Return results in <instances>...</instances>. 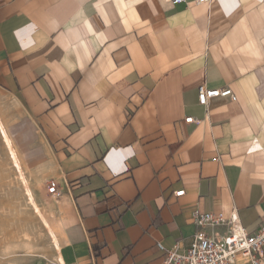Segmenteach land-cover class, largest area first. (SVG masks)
<instances>
[{
  "label": "crops",
  "instance_id": "0c3cea01",
  "mask_svg": "<svg viewBox=\"0 0 264 264\" xmlns=\"http://www.w3.org/2000/svg\"><path fill=\"white\" fill-rule=\"evenodd\" d=\"M173 1L0 0V126L64 264H162L225 233L194 214L264 221V0ZM201 85L235 100L201 106Z\"/></svg>",
  "mask_w": 264,
  "mask_h": 264
},
{
  "label": "rangeland",
  "instance_id": "374dc122",
  "mask_svg": "<svg viewBox=\"0 0 264 264\" xmlns=\"http://www.w3.org/2000/svg\"><path fill=\"white\" fill-rule=\"evenodd\" d=\"M0 134L6 159L0 161V264H63L56 249L55 236L58 238L60 231L57 205L25 176L19 160L21 173L18 171L1 126ZM27 193L32 194L53 235L35 213Z\"/></svg>",
  "mask_w": 264,
  "mask_h": 264
},
{
  "label": "built area",
  "instance_id": "2783aa9c",
  "mask_svg": "<svg viewBox=\"0 0 264 264\" xmlns=\"http://www.w3.org/2000/svg\"><path fill=\"white\" fill-rule=\"evenodd\" d=\"M209 0H199V3ZM185 3V0H174L173 4ZM198 103L207 107L213 98L229 97L235 100L229 88L207 90L204 85L198 86ZM185 123H198L193 118H186ZM261 150L257 144H252L247 153ZM47 192L57 195V184L48 182ZM184 191H178L176 196H182ZM196 227L225 228L223 235L208 236L197 232L191 239L189 247L182 251L177 246L165 250L162 264H264V221L260 228L252 234L247 233L239 223L235 211L225 218L220 213L194 214ZM158 248L163 249L161 244Z\"/></svg>",
  "mask_w": 264,
  "mask_h": 264
},
{
  "label": "bare ground",
  "instance_id": "6f19581e",
  "mask_svg": "<svg viewBox=\"0 0 264 264\" xmlns=\"http://www.w3.org/2000/svg\"><path fill=\"white\" fill-rule=\"evenodd\" d=\"M4 139H5V142H6L7 144H9V146L11 147L10 142H9V139L6 137L5 134H4ZM11 150H12V158H13L14 163L16 164V168H17L18 171H20V173H21L20 167H19V165H18L17 157H16V155H15V153H14V151H13L12 148H11ZM19 175H20V174H19ZM27 194H28L29 200H30V202H31V204H32V206H33V209H34L35 213H36V214L38 215V217L41 219L42 223H43L44 226L48 229V231L50 232V234L53 235L52 230H51V228H50L48 222L46 221L45 217L43 216L42 211L40 210V207L36 204V202H35V200H34L32 194H31V193H27ZM52 237H53V236H52ZM56 249L59 250V245H57V244H56ZM63 264H64V263H63Z\"/></svg>",
  "mask_w": 264,
  "mask_h": 264
}]
</instances>
